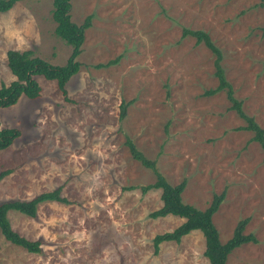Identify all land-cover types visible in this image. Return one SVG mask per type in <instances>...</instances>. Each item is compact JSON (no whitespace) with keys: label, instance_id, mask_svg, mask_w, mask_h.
Returning a JSON list of instances; mask_svg holds the SVG:
<instances>
[{"label":"rangeland","instance_id":"obj_1","mask_svg":"<svg viewBox=\"0 0 264 264\" xmlns=\"http://www.w3.org/2000/svg\"><path fill=\"white\" fill-rule=\"evenodd\" d=\"M84 32L76 74L65 84L34 76L37 98L0 108V128L17 137L0 150V202L60 187L67 202L45 201L36 216L8 211L11 226L41 251L0 233V264H207L198 230L180 242L153 237L183 219L151 218L160 189L141 191L154 173L130 155L128 136L171 183L186 179L184 202L200 209L214 193L213 216L224 243L236 223L256 242L235 248L226 264H264V151L217 86L214 55L182 29L202 30L222 53V67L244 113L264 130V4L259 0H70ZM52 0H21L0 12V84L14 80L6 52L32 51L65 65L71 46L54 33ZM117 59L113 64H106ZM126 114L119 118L121 102Z\"/></svg>","mask_w":264,"mask_h":264},{"label":"trees","instance_id":"obj_2","mask_svg":"<svg viewBox=\"0 0 264 264\" xmlns=\"http://www.w3.org/2000/svg\"><path fill=\"white\" fill-rule=\"evenodd\" d=\"M21 0H0V12H6ZM264 4V0H259ZM70 0H52V20L56 23L54 33L60 39L71 46L72 50L65 65L56 66L44 61L38 57L32 56L33 52L28 50L9 49L6 52L7 65L14 76L9 84H0V108L15 104L21 96L27 98H37L40 93V86L35 81L34 76L39 75L48 80H55L58 89L66 95L65 84L71 76L77 73L80 63L75 60L80 53L81 45L84 40V32L90 26L91 15H88L83 23L77 25L71 20ZM182 37L192 36L197 44L203 43L214 55V75L217 78V86L208 89L204 95H212L219 91H225L232 110L241 117L246 125L239 129L250 130L254 133L253 140L260 143L264 151V130L254 121V119L244 113L241 109V101L235 98L232 85L228 82L222 67L221 50L214 45L208 33L202 30H192L183 28ZM117 59L110 60L106 64H98L97 67H105L113 64ZM66 100L67 96L64 97ZM127 103L121 102L119 118L123 119L126 114ZM18 131L14 128H0V150L7 148L17 137ZM125 145L128 147L130 155L142 166L150 169L155 175V181L141 186L144 193L151 189H160L161 206L150 212L149 217H165L168 215L182 218L183 221L170 231L156 234L152 243L154 253L159 249L162 242L174 241L180 242L181 238L191 231L198 230L202 233L205 241L204 256L207 258V264H226L228 255L237 247L248 242H256V237L252 233H245V226L248 218L240 219L231 236L222 243L219 239L218 230L213 222V216L219 206L225 199V189L220 193H214L208 206L200 209L192 204L186 203L182 199V192L186 186V179H182L177 184H171L159 171L156 161L148 159L126 136ZM11 170L0 171V181L9 174ZM60 187L55 190L43 192L26 200L9 199L0 202V233L10 243L22 247L28 252L37 253L41 251L39 240H30L19 234L11 226L8 219V211L14 210L30 217L36 216V207L39 203L45 201L67 202L60 195Z\"/></svg>","mask_w":264,"mask_h":264}]
</instances>
